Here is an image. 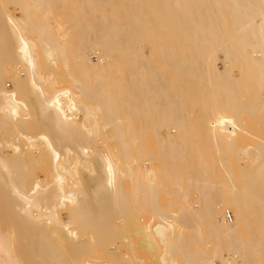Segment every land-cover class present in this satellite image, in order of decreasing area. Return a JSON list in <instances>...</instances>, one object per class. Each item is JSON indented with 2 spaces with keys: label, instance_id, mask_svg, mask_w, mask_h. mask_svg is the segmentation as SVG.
Here are the masks:
<instances>
[{
  "label": "bare ground",
  "instance_id": "1",
  "mask_svg": "<svg viewBox=\"0 0 264 264\" xmlns=\"http://www.w3.org/2000/svg\"><path fill=\"white\" fill-rule=\"evenodd\" d=\"M1 4L0 264H264V0Z\"/></svg>",
  "mask_w": 264,
  "mask_h": 264
},
{
  "label": "rangeland",
  "instance_id": "2",
  "mask_svg": "<svg viewBox=\"0 0 264 264\" xmlns=\"http://www.w3.org/2000/svg\"><path fill=\"white\" fill-rule=\"evenodd\" d=\"M4 5V6H3ZM8 5H11V7H9V9H8ZM8 5H6V4H1L0 5V8H2V6H3V8L5 7V9H6V7H7V11L8 12H10V13H12V12H15L16 11V9H15V5L14 4H8ZM13 5V6H12ZM4 9V10H5ZM1 10H3V9H1ZM5 10V11H6ZM87 56H88V54H87ZM91 59L92 60H96V58H94V57H92L91 56ZM223 63H220V67L222 68V69H224V65H222ZM6 87L8 88V89H12V87H13V84L11 83V81H7L6 82ZM249 120L248 121H246V123L244 124V125H246V133H245V130H244V133H245V135H244V133H242L241 134V144L244 146H246V144H251L256 138H257V133L255 132V131H253V130H251V129H249V127H251V126H253V124H255L254 122H255V118H251V120H250V118H248ZM254 120V121H253ZM248 122V123H247ZM250 122V123H249ZM251 131V132H250ZM241 132H243V131H241ZM252 132H253V134H252ZM255 132V133H254ZM249 135V136H248ZM256 136V137H255ZM244 137L246 138V139H244ZM250 140H252V141H250ZM243 141H245V142H243ZM248 141V142H247ZM240 164H241V166H243L245 163L243 162V161H241L240 162ZM228 212V211H227ZM231 213H232V211H230ZM225 214H226V212H225ZM224 214V215H225ZM232 215H233V213H232ZM226 218V217H225ZM216 264H220L219 262H217Z\"/></svg>",
  "mask_w": 264,
  "mask_h": 264
},
{
  "label": "built area",
  "instance_id": "3",
  "mask_svg": "<svg viewBox=\"0 0 264 264\" xmlns=\"http://www.w3.org/2000/svg\"><path fill=\"white\" fill-rule=\"evenodd\" d=\"M225 217H226L227 221H232V219H233V215L229 211L226 213ZM234 264H243V263L235 262Z\"/></svg>",
  "mask_w": 264,
  "mask_h": 264
}]
</instances>
